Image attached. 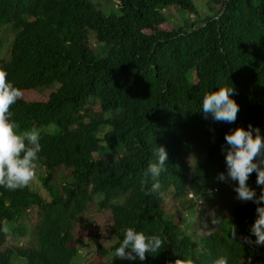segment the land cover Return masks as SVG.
<instances>
[{
  "label": "trees",
  "instance_id": "1",
  "mask_svg": "<svg viewBox=\"0 0 264 264\" xmlns=\"http://www.w3.org/2000/svg\"><path fill=\"white\" fill-rule=\"evenodd\" d=\"M108 1L104 10L92 0H0V69L21 91L51 90L10 108L19 132L40 133L35 163L45 168L49 197L30 184L0 186V264H77L73 228L94 201L111 213L110 245L96 251L110 250L109 264H214L222 256L228 264H264V245L244 239H256L253 202L236 199L207 235L200 234L198 203L211 197L212 185L232 182L217 179L227 176L225 134L251 124L264 137V0H218L197 25L171 28L163 10L198 14L193 0ZM9 24L6 57L2 30ZM220 86L235 90L233 123L204 118L203 97ZM158 146L168 159L160 189L151 191V177L142 181ZM62 165L66 182L55 185L52 171ZM256 179V172L248 179L255 188ZM165 194L178 201L174 212L165 211ZM129 227L158 235L163 248L143 261L116 258ZM9 234L29 236L28 246H5Z\"/></svg>",
  "mask_w": 264,
  "mask_h": 264
},
{
  "label": "clouds",
  "instance_id": "2",
  "mask_svg": "<svg viewBox=\"0 0 264 264\" xmlns=\"http://www.w3.org/2000/svg\"><path fill=\"white\" fill-rule=\"evenodd\" d=\"M234 91L232 86H220L218 91L206 93L202 100L204 118L211 116L218 122H235L239 105L231 98ZM21 97V90L9 82L7 72L0 69V186L13 191L26 187L33 180L35 162L41 152L39 131L33 128L19 132V126L11 119L10 108ZM225 142L228 148L222 150L226 151L227 176L220 173L217 179L226 181L230 178L237 181L238 185L234 188L236 198L243 202L251 201L256 205V219L250 227V233L256 239L254 242L249 237L244 239L250 244L264 245V137L258 128H253L250 124L247 130L237 127L226 133ZM155 155L157 160L149 163L144 173L146 179L142 181L146 184L147 177H151L154 181L151 191L160 189L159 177L166 170L168 159V153L163 146L156 148ZM253 172L257 174V186H261L259 196L255 189L247 184ZM198 203L201 204L202 200H198ZM232 235L235 238V226ZM163 246L164 241L158 235H145L129 227L124 230V239L115 249L114 256L143 261L146 253L156 254ZM175 264H181V261L178 259ZM214 264H228L227 257L218 258Z\"/></svg>",
  "mask_w": 264,
  "mask_h": 264
},
{
  "label": "rangeland",
  "instance_id": "3",
  "mask_svg": "<svg viewBox=\"0 0 264 264\" xmlns=\"http://www.w3.org/2000/svg\"><path fill=\"white\" fill-rule=\"evenodd\" d=\"M97 2L100 7L104 10L108 8L110 2L108 0H92ZM197 6L198 14L191 13L186 10L179 9L175 6H170L164 9L165 15L169 19L168 25L166 27L171 28V26L177 22H181L185 25L194 24L202 22L203 19L207 16L214 14V7L216 1L218 0H193ZM221 4V3H219ZM109 10V9H108ZM107 10V11H108ZM2 36L4 40V49L3 54L8 57L10 54V47L14 37V31L12 30L11 25H7L2 30ZM50 89H27L23 90L22 97L26 99H38L44 98L50 92ZM49 128H53V125H50ZM193 155L188 157L189 162H193ZM44 167L36 166L35 167V176L30 185L35 191H38L44 197H49L48 191L44 188L41 175L44 174ZM47 173V170H45ZM68 173V170L62 165L57 167L52 171L53 179L52 183L55 185H62L66 182L64 175ZM247 184L250 188L255 189L256 194L259 196L261 191V186L253 187L247 181ZM238 185L237 181H232L229 185H212L210 192H212L211 197L209 194H203L199 198L202 200V203L199 206V213L202 216L201 222L203 224V229L200 231V234L207 235L212 230L218 229V220L222 218H228L233 205L235 204L237 193L234 191V188ZM215 188H218V191L215 192ZM97 198L100 199L98 196ZM178 201H176L170 194L164 195L163 207L165 211L174 212L178 209ZM186 217L193 219L191 212H187ZM89 219L93 220L92 226L87 225ZM111 213L109 210H104L100 212L97 210L96 201L91 202L88 205V208L81 214V218L76 221V224L73 228L75 235L76 245L79 249L77 255V264H109L113 260L112 252L109 250L107 254L96 253L97 247L103 245L104 247H109L111 240L110 237V225H111ZM30 224L28 221H26ZM35 222V213L32 214L31 223ZM190 221H186V224L189 225ZM85 224V225H83ZM29 244V236L15 239L12 234H9L5 242V246H23L26 247ZM16 264H26V260L16 259Z\"/></svg>",
  "mask_w": 264,
  "mask_h": 264
},
{
  "label": "built area",
  "instance_id": "4",
  "mask_svg": "<svg viewBox=\"0 0 264 264\" xmlns=\"http://www.w3.org/2000/svg\"><path fill=\"white\" fill-rule=\"evenodd\" d=\"M218 191V188H215V192ZM191 196H193V194H190Z\"/></svg>",
  "mask_w": 264,
  "mask_h": 264
}]
</instances>
